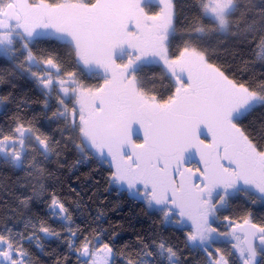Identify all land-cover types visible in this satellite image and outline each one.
Listing matches in <instances>:
<instances>
[{"label":"snow or ice","instance_id":"snow-or-ice-1","mask_svg":"<svg viewBox=\"0 0 264 264\" xmlns=\"http://www.w3.org/2000/svg\"><path fill=\"white\" fill-rule=\"evenodd\" d=\"M0 264H264V0H0Z\"/></svg>","mask_w":264,"mask_h":264},{"label":"trees","instance_id":"trees-1","mask_svg":"<svg viewBox=\"0 0 264 264\" xmlns=\"http://www.w3.org/2000/svg\"><path fill=\"white\" fill-rule=\"evenodd\" d=\"M128 209L127 208H125V211H127Z\"/></svg>","mask_w":264,"mask_h":264}]
</instances>
